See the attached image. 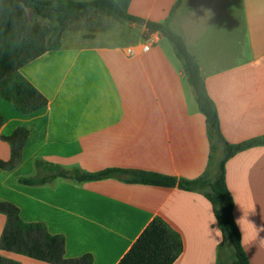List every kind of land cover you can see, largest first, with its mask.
<instances>
[{
  "label": "crops",
  "instance_id": "0c3cea01",
  "mask_svg": "<svg viewBox=\"0 0 264 264\" xmlns=\"http://www.w3.org/2000/svg\"><path fill=\"white\" fill-rule=\"evenodd\" d=\"M116 1L143 20L128 24L133 38L111 43L67 31L58 50L21 68L49 100L47 107L23 114L0 96V159L12 156L1 136L29 130L20 164L0 169V200L17 205L25 222L42 223L51 234L64 236L68 258L91 254L93 264H118L150 222L161 217L183 241L174 264H224L222 255L230 247L221 246L224 237L217 242L221 238L212 229L221 226L204 192L122 178L20 182L45 175L37 161L88 173L141 169L185 179L215 172L221 150L214 157L206 116L171 42L149 32L148 21L168 22L183 37L228 142L264 136V0ZM146 42L148 51L129 55L128 48ZM225 169L236 223H251H237L241 236L255 237V229L264 227V145L236 154ZM6 223L0 213V239ZM259 237L242 245L250 264H264ZM0 254L21 264H51L1 249Z\"/></svg>",
  "mask_w": 264,
  "mask_h": 264
},
{
  "label": "trees",
  "instance_id": "16d2710c",
  "mask_svg": "<svg viewBox=\"0 0 264 264\" xmlns=\"http://www.w3.org/2000/svg\"><path fill=\"white\" fill-rule=\"evenodd\" d=\"M34 9L48 24L32 23L27 9ZM93 11L105 12L124 24H141L143 20L133 16L116 0H0V96L11 102L19 112L32 114L47 107L49 100L22 74L21 68L49 51L58 50L63 35L81 16ZM149 32H159L169 39L177 58L181 61L188 82L193 88L200 110L206 116L211 151L215 142L223 146L225 158L218 174L207 170L196 179L179 178L141 169L107 168L96 173L79 169L64 170L60 166L37 161V168H44L50 175L22 178L25 185H45L57 178L77 182L122 178L128 183L204 192L215 208L221 226L224 243L235 252L232 264H250L242 246V236L234 216V199L226 182V162L236 154L264 145V136L242 143L228 142L221 131L217 107L210 98L200 65L188 50L183 37L170 28L168 22L148 21ZM4 119L0 115V127ZM29 136L26 128H17L11 135H2L12 148L8 161L0 159L1 170H13L21 162L22 149ZM213 157V156H212ZM207 188L210 190L207 191ZM0 213L7 216V223L0 239V249L14 252L51 264H93V256L85 254L68 258L65 238L51 234L42 223H28L21 217L17 205L0 200ZM183 252L181 235L161 217L154 218L138 237L118 264H174ZM0 264H21L0 254Z\"/></svg>",
  "mask_w": 264,
  "mask_h": 264
},
{
  "label": "rangeland",
  "instance_id": "374dc122",
  "mask_svg": "<svg viewBox=\"0 0 264 264\" xmlns=\"http://www.w3.org/2000/svg\"><path fill=\"white\" fill-rule=\"evenodd\" d=\"M28 15L30 17V20L32 23H39V24H48V20L40 17L37 15L36 11L34 9H27ZM170 28L175 31L171 26ZM79 32L81 34H89V35H99L100 41L103 42H118L122 41L124 39H131L135 35L133 32H131L128 29V24L121 23L114 17L108 15L105 12H100V11H93L91 14L86 15V16H81L77 21L71 24L70 28L68 29V32ZM104 36V37H100ZM103 38V39H102ZM107 45V44H106ZM215 150H221L218 154V159H216V151H215V172H213V175L218 174L220 171V166L223 163V160L225 158V152L223 149V146L215 142ZM213 151V152H214ZM51 172L47 169H45V175H50ZM210 189L207 188V191ZM230 248H228L227 251L222 255L225 259L223 262L224 264H232L235 261V252L233 247L229 244L228 245Z\"/></svg>",
  "mask_w": 264,
  "mask_h": 264
},
{
  "label": "clouds",
  "instance_id": "9594fccd",
  "mask_svg": "<svg viewBox=\"0 0 264 264\" xmlns=\"http://www.w3.org/2000/svg\"><path fill=\"white\" fill-rule=\"evenodd\" d=\"M215 223H217V221H216L215 216H213L212 224H215ZM237 223H238L239 225H241V223H248V224H251L250 222H248V220L242 221L241 219H239V220L237 221ZM253 227H254V226H253ZM212 230L215 232V235H216L217 237H220V238H221V240H220V241H217V242H218V243L221 242L222 239H223V233H222L221 229H219V228H215V229H212ZM260 232H264V227H261V228H259V229H258V228L255 229V237L250 236L248 233H244V234H243V237H242V241H241L242 245L245 244V243H248V242L250 241V239H253V238L259 237V233H260ZM259 243H260L262 246H264V237H259Z\"/></svg>",
  "mask_w": 264,
  "mask_h": 264
},
{
  "label": "built area",
  "instance_id": "2783aa9c",
  "mask_svg": "<svg viewBox=\"0 0 264 264\" xmlns=\"http://www.w3.org/2000/svg\"><path fill=\"white\" fill-rule=\"evenodd\" d=\"M151 47V44L149 42H146V44L142 45L139 48H128L129 55H139L146 51H148Z\"/></svg>",
  "mask_w": 264,
  "mask_h": 264
}]
</instances>
